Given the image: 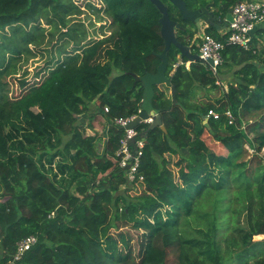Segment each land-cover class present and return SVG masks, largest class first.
Returning <instances> with one entry per match:
<instances>
[{
	"label": "trees",
	"instance_id": "1",
	"mask_svg": "<svg viewBox=\"0 0 264 264\" xmlns=\"http://www.w3.org/2000/svg\"><path fill=\"white\" fill-rule=\"evenodd\" d=\"M163 1L185 28L179 40L191 45L196 24ZM241 1L186 0L192 10L211 3L221 23ZM84 13L104 20L93 42L74 19ZM160 17L150 0H0V264L32 234L38 241L21 264H264V28L248 50L225 42L218 76L202 62L175 67L180 51L172 45L171 85H155L153 100L167 132L149 131L135 182L119 166L125 130L115 119L141 110L136 77L161 62ZM48 28L65 38L58 50H73L31 70L30 80L17 78L21 90L10 94L19 43L34 53ZM213 30L205 32L227 37ZM215 89L222 91L212 101ZM210 109L222 116L206 119ZM125 227L141 232L138 254Z\"/></svg>",
	"mask_w": 264,
	"mask_h": 264
},
{
	"label": "built area",
	"instance_id": "2",
	"mask_svg": "<svg viewBox=\"0 0 264 264\" xmlns=\"http://www.w3.org/2000/svg\"><path fill=\"white\" fill-rule=\"evenodd\" d=\"M233 20L229 21L227 26V37L224 41L215 38L209 33H204L201 39L196 41L198 53L202 58H212L213 64L210 65L211 71L218 76V66L223 62L222 52L225 42L240 46L244 49L252 47L255 38L256 30L259 26L264 24V0H243L237 3L232 8ZM185 64L188 68L190 62L179 60L174 66ZM219 84L221 81L218 79ZM108 111V107L105 108ZM229 124H235L236 118L233 112L229 109L225 112ZM138 114L129 117H119L115 119V123L125 130V134L121 139L120 147L116 152L119 166L125 170L128 184L135 182L139 175L141 165V158L146 146V138L143 133H140L137 128H126L129 122L134 119ZM212 116L218 119L222 113L210 109L208 117ZM154 118L150 116L144 119L141 123L151 124ZM247 122L242 120L241 128L247 132ZM251 154L256 153L255 149L247 145ZM264 158V147L258 152ZM141 178H143L140 175ZM54 213V212H53ZM38 241L36 235H28L17 243V247L10 260V264H21L25 253L31 249Z\"/></svg>",
	"mask_w": 264,
	"mask_h": 264
},
{
	"label": "water",
	"instance_id": "3",
	"mask_svg": "<svg viewBox=\"0 0 264 264\" xmlns=\"http://www.w3.org/2000/svg\"><path fill=\"white\" fill-rule=\"evenodd\" d=\"M154 7L160 11L161 17L159 22L161 24V34L164 38V49L161 53L158 54L161 59L160 64L158 65L157 71L147 72L142 76H137L136 80L142 82L144 87V97L142 100L141 110L134 119H132L126 128H137L140 123L152 116L154 121L149 125V127L144 131V138H147L150 130L154 129L157 126L167 132V128L163 125V119L161 111L156 108L153 104V100L156 94L155 85L167 84L171 85V77L167 76V69L169 65V51L171 46H176L180 51L179 58L181 60L187 59V62H202L207 67L213 64L212 58L204 59L197 52H194L191 48V45L181 42L177 36V30L185 29L181 23L175 19H172L169 13V6L163 0H150ZM174 6L178 8L181 12L182 17L185 20L191 21L196 24L198 32H202V23L205 22L208 25L216 27L219 31L227 28L229 21L233 20L232 10L227 14L224 26L221 28L222 23L220 22L218 16L211 9L212 4H207L203 8L189 9L187 7L186 0H169ZM174 100H176V88L172 89ZM206 118H209L206 116Z\"/></svg>",
	"mask_w": 264,
	"mask_h": 264
},
{
	"label": "rangeland",
	"instance_id": "4",
	"mask_svg": "<svg viewBox=\"0 0 264 264\" xmlns=\"http://www.w3.org/2000/svg\"><path fill=\"white\" fill-rule=\"evenodd\" d=\"M75 20H79L80 22H83V24L85 25V28L88 32V38L86 39V41L88 40L89 42H93L94 40L98 39L100 37V35L102 34L101 30L99 29V24L102 23V21H97L99 18L96 17V20H93V16H90L89 14H82V16L80 17H75ZM47 27H49L48 25H46ZM188 28L190 29L191 26H188ZM223 28V27H222ZM54 29L53 27L50 29L52 30ZM8 32H11L10 29H8ZM49 28L46 31L47 37L44 39L43 43L38 44H32L31 48L33 49L34 53H28V47H26V44L24 43H19V45L21 47H23L22 49L24 51H22V55L21 58L19 60L16 61V68H17V73H15V75H11L9 76V80L11 82V86H10V94H16L18 93L21 88H18L16 84H18V79L17 78H21V77H27L29 78L31 76V72L32 71H37L40 70L41 67H43L46 62H48L52 56L58 57V56H62V53L65 51V49L67 48L69 51L73 50V46L69 45L61 50H58V48H60V46L63 44V41L65 40L64 37H61V31L60 32H56V34L54 36H51L50 34H48V32L50 31ZM206 30V29H205ZM205 30L203 32H201L199 34V36L197 37V40L199 41L201 39V37L203 36V34L205 33ZM227 28L224 29V31H212L213 33H216L217 35L220 34L222 35L223 33H227ZM20 32L17 33V35H13V39H17L18 35ZM106 33V32H105ZM178 34H180V31H177ZM21 37V34H20ZM9 43L12 42V39H7ZM21 40V39H19ZM12 45V44H11ZM39 45V46H38ZM13 47V46H12ZM26 50V51H25ZM195 52H198V48L195 49ZM64 56V55H63ZM59 58V57H58ZM56 65V62L55 64ZM53 65V66H54ZM32 70V71H31ZM29 72L28 74H24V72ZM31 79V77L29 78V80ZM221 89H215L213 90L210 94V96H206L208 99L210 100H214V97H219L221 95ZM205 97V98H206ZM207 99H205L206 101ZM212 100V101H213ZM242 117V120H244L243 115L241 114V112H238ZM93 118V117H92ZM247 122H250L249 120H246ZM256 123L259 122L261 123L260 120L254 121L252 120L251 123ZM98 128V127H97ZM247 128V127H246ZM103 129V128H102ZM101 128H98L99 133H101L103 130ZM102 134V133H101ZM105 134V132L103 133ZM253 135V134H252ZM251 135V136H252ZM206 139V138H205ZM207 142H210V144H214L215 142L211 141L210 139H207ZM215 148V145H213ZM219 148V147H218ZM55 166V165H54ZM139 187H137V189L132 190V194H135V192H138ZM131 229L130 227H125L122 229V231L124 233H126L128 235V238L130 239V242L132 244V246L134 247L135 253L138 254L140 247H141V232L139 233L138 230H129ZM112 232H114L115 234H118V231H116L115 229H112ZM261 236H256V239H260ZM241 246L238 245H234V250L238 251L240 250ZM232 250H233V246H232Z\"/></svg>",
	"mask_w": 264,
	"mask_h": 264
},
{
	"label": "crops",
	"instance_id": "5",
	"mask_svg": "<svg viewBox=\"0 0 264 264\" xmlns=\"http://www.w3.org/2000/svg\"><path fill=\"white\" fill-rule=\"evenodd\" d=\"M208 26V24L207 23H205V22H203L202 23V28H203V31L206 29V27ZM224 26V23H222V25H221V28ZM261 28H264V24L263 25H261V26H259L258 28H257V30H256V33H255V36H256V34H257V31L259 30V29H261ZM202 31V32H203ZM222 31H224V30H222ZM201 32H198V31H196V33H195V36H194V38L192 39V42L191 43H193V41H195L196 39H197V37L199 36V34H200ZM264 36V35H263ZM264 45V37L263 38H261V40H260V43H259V47H260V45ZM212 97V96H211ZM215 98V97H214ZM207 119V118H206ZM106 137V136H105Z\"/></svg>",
	"mask_w": 264,
	"mask_h": 264
},
{
	"label": "flooded vegetation",
	"instance_id": "6",
	"mask_svg": "<svg viewBox=\"0 0 264 264\" xmlns=\"http://www.w3.org/2000/svg\"><path fill=\"white\" fill-rule=\"evenodd\" d=\"M191 45H195L197 47L196 41H193V43H191Z\"/></svg>",
	"mask_w": 264,
	"mask_h": 264
},
{
	"label": "clouds",
	"instance_id": "7",
	"mask_svg": "<svg viewBox=\"0 0 264 264\" xmlns=\"http://www.w3.org/2000/svg\"><path fill=\"white\" fill-rule=\"evenodd\" d=\"M198 53V52H197Z\"/></svg>",
	"mask_w": 264,
	"mask_h": 264
}]
</instances>
